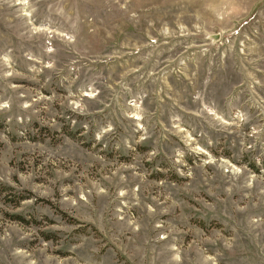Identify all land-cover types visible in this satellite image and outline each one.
Segmentation results:
<instances>
[{"label":"rangeland","instance_id":"374dc122","mask_svg":"<svg viewBox=\"0 0 264 264\" xmlns=\"http://www.w3.org/2000/svg\"><path fill=\"white\" fill-rule=\"evenodd\" d=\"M0 264H264V0H0Z\"/></svg>","mask_w":264,"mask_h":264}]
</instances>
